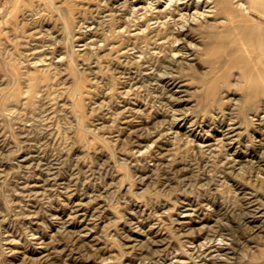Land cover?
Segmentation results:
<instances>
[{
    "label": "rangeland",
    "instance_id": "rangeland-1",
    "mask_svg": "<svg viewBox=\"0 0 264 264\" xmlns=\"http://www.w3.org/2000/svg\"><path fill=\"white\" fill-rule=\"evenodd\" d=\"M227 1L0 0V264H264V0Z\"/></svg>",
    "mask_w": 264,
    "mask_h": 264
},
{
    "label": "bare ground",
    "instance_id": "bare-ground-1",
    "mask_svg": "<svg viewBox=\"0 0 264 264\" xmlns=\"http://www.w3.org/2000/svg\"><path fill=\"white\" fill-rule=\"evenodd\" d=\"M219 1H221V4L222 5H227L228 4V1L227 0H219ZM181 16L183 17L185 15H181ZM202 16H204V15L202 14ZM249 58H251V56Z\"/></svg>",
    "mask_w": 264,
    "mask_h": 264
}]
</instances>
